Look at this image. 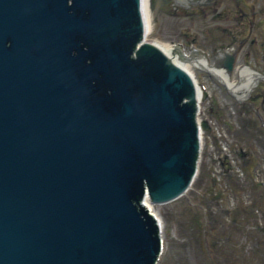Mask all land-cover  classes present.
<instances>
[{"label": "water", "instance_id": "1", "mask_svg": "<svg viewBox=\"0 0 264 264\" xmlns=\"http://www.w3.org/2000/svg\"><path fill=\"white\" fill-rule=\"evenodd\" d=\"M149 28L144 0H0V264H157L150 205L191 187L207 121Z\"/></svg>", "mask_w": 264, "mask_h": 264}, {"label": "rangeland", "instance_id": "2", "mask_svg": "<svg viewBox=\"0 0 264 264\" xmlns=\"http://www.w3.org/2000/svg\"><path fill=\"white\" fill-rule=\"evenodd\" d=\"M148 8L150 28L146 38L159 41L160 46L176 42L188 53L197 46L214 65L211 62H216V51L228 43L222 0H200L188 5L176 0H149ZM200 56L196 54L198 59ZM178 61L204 87L198 118L211 119L225 127L228 145L245 174L223 173L222 183L214 180L212 155L218 149L210 148L209 131L204 130L199 171L191 187L180 197L153 206L163 220L164 245L157 264H232L219 254L227 236L244 251L242 264H262L259 254L264 250V185L257 181L254 169L264 165V132L260 123L246 120L239 111L240 101L218 77L190 61ZM212 226L216 227L213 233ZM218 236L219 243L215 241ZM205 237L209 247L217 244L218 249L211 252L214 262L209 258Z\"/></svg>", "mask_w": 264, "mask_h": 264}, {"label": "flooded vegetation", "instance_id": "3", "mask_svg": "<svg viewBox=\"0 0 264 264\" xmlns=\"http://www.w3.org/2000/svg\"><path fill=\"white\" fill-rule=\"evenodd\" d=\"M222 2L224 32L228 37V43L222 51L219 49L216 51L215 59L224 62L226 52H233L234 67L226 70L229 79L240 82L245 78L243 71L251 75L250 86H244V91L240 89L236 98L241 105L239 111L245 114L246 120L260 123V130L264 132V0H222ZM214 202L213 200L212 203ZM214 228L216 227H210L212 233ZM215 241L221 242L220 237L218 236ZM212 243L214 244V241ZM223 243V250L219 253L222 260L232 264H242L244 251L238 247V244H232L230 236H227ZM205 245L211 262H214L211 252L212 249H218L215 246L217 244L209 247L205 237ZM260 252L261 263L264 264V250Z\"/></svg>", "mask_w": 264, "mask_h": 264}, {"label": "bare ground", "instance_id": "4", "mask_svg": "<svg viewBox=\"0 0 264 264\" xmlns=\"http://www.w3.org/2000/svg\"><path fill=\"white\" fill-rule=\"evenodd\" d=\"M144 3H145V9L148 12V24L150 25V22H149L150 12H149V8H148L149 0H144ZM161 47H163L168 53H171L172 52L173 44H170V43L163 44ZM196 54H201V56L199 57V59L196 57ZM187 55H188V57H184L183 58L184 60H187V61L192 62L194 64V66H197L199 68H202V69H205V70L209 69L220 80L224 81L227 85H229L231 87V90H234V91H238V89L239 90L240 89L243 90V87L244 86H248V85L250 86V78H251V75L249 76V73H245L246 71H243V73L245 75V78H243L241 76L243 78V80H241L240 82H238V81H232L231 79H229L228 74L224 70L223 67H216L215 65H211L209 63V61H208V58L205 55H202V53H198L197 51H193V52H189V53L187 52ZM173 58L176 61L179 60V56L177 54L173 55ZM240 74H241V72H240ZM201 92H199V95H200ZM198 120H199V122H201L199 118H198ZM150 207L152 208V210H154L153 209V206L150 205Z\"/></svg>", "mask_w": 264, "mask_h": 264}]
</instances>
